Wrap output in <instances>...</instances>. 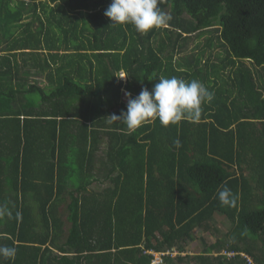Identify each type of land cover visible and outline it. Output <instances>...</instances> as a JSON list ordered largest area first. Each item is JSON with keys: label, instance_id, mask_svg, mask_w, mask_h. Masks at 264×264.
<instances>
[{"label": "trees", "instance_id": "1", "mask_svg": "<svg viewBox=\"0 0 264 264\" xmlns=\"http://www.w3.org/2000/svg\"><path fill=\"white\" fill-rule=\"evenodd\" d=\"M110 3L0 0V206L12 212L0 246L17 249L0 264H155L161 252L158 264H264L252 252L259 240L264 254V0H163L169 27L146 34L111 24ZM24 70L48 87L16 89L8 79ZM161 76L214 93L199 121L131 134L109 123L125 92ZM110 84V99L97 93ZM224 186L234 207L217 198ZM217 216L228 225L218 245L182 256Z\"/></svg>", "mask_w": 264, "mask_h": 264}, {"label": "clouds", "instance_id": "2", "mask_svg": "<svg viewBox=\"0 0 264 264\" xmlns=\"http://www.w3.org/2000/svg\"><path fill=\"white\" fill-rule=\"evenodd\" d=\"M162 2L163 0H111L104 15L110 18L111 24L132 25L137 32L146 34L154 28L169 27L167 23L171 20V16L161 10ZM168 10L170 11V7ZM189 37L191 38L192 35ZM190 41L191 39L188 40V44ZM121 72L125 75H120ZM126 76L123 70L119 71L118 77ZM125 96L126 111L108 117H110L109 123L122 121L131 134L139 127L157 120L164 127L170 124L179 125L185 119L197 122L201 118L202 105L210 103L214 93L195 79L185 81L175 76L171 78L161 76L151 90L144 87L134 98L130 92H125ZM173 144L176 148L182 146L179 139L174 140ZM217 198L222 206L236 205L237 196L227 186L218 191ZM3 217L12 218V212L6 205L0 206V218ZM15 218L21 219V214L17 212ZM184 253L185 251L182 255ZM16 254L15 247L0 246V257L14 260Z\"/></svg>", "mask_w": 264, "mask_h": 264}, {"label": "rangeland", "instance_id": "3", "mask_svg": "<svg viewBox=\"0 0 264 264\" xmlns=\"http://www.w3.org/2000/svg\"><path fill=\"white\" fill-rule=\"evenodd\" d=\"M27 9H29L28 6L26 7V10ZM31 20H32V10H30V11L27 10L26 12H24V21L23 22H28ZM208 35H209V33L206 34L205 36H202V37H197L196 35H192L191 41L189 42V47H193L195 44H197V42L202 43L205 40V37ZM256 73L260 74V76H262V75L264 76V71L262 69H257ZM111 76H112V74H111ZM28 81L30 84L34 83V84H39L43 87L44 86L48 87L46 77L34 76V75L30 74V72H27L26 70H24V72L22 73L21 82L19 81L22 86L16 87V89H20L21 91H23V89L28 88L29 87ZM9 83H11V82L9 81ZM97 86H99V84H97ZM8 87L4 88V90H7ZM95 91L97 92V88L95 89ZM102 91H104L105 97H108L109 99L113 96V88L111 87V84L106 85V87H103V88L101 87V89L97 93L100 94V93H102ZM17 97H19V100L22 99L21 95L19 93H17ZM93 97H92V100H93ZM19 102H22V101L20 100ZM96 164H99V160L96 162ZM98 176L101 178V173ZM106 185H107V182H102V184L99 185L101 187L100 189L104 188ZM224 230H228L227 221L225 220L224 217H220V216H217L216 220H214V221L213 220L209 221L208 224H206L204 227L195 228V230L193 231L194 238L192 240H188V239L185 240L186 241V243H185L186 251H185L184 255H182V256H185L186 254H189L192 257H194V256L197 257L199 255H203L202 250L205 246L207 247L209 244L212 245V244H215L216 242L218 245V243H219L218 238H221L222 236H224V234L226 232ZM254 245L255 246L252 247V252L257 256L262 257L263 262H264V257H263L264 254L261 251L262 250L261 242L259 240H257V241H255ZM250 246H252V245H250ZM211 254L216 255V252L212 251ZM197 262H198V260H193V261H190L189 264H197Z\"/></svg>", "mask_w": 264, "mask_h": 264}, {"label": "crops", "instance_id": "4", "mask_svg": "<svg viewBox=\"0 0 264 264\" xmlns=\"http://www.w3.org/2000/svg\"><path fill=\"white\" fill-rule=\"evenodd\" d=\"M22 73L23 72H21V76H22ZM31 74H33L34 76H41V77H46V74L44 73V74H34V73H32L31 72ZM10 77V76H9ZM8 80H14V82H15V84H16V86H15V88L16 87H18V81H19V78H18V75H16L15 73H13V76L12 77H10ZM6 87H8V85H4V86H0V88H6Z\"/></svg>", "mask_w": 264, "mask_h": 264}, {"label": "built area", "instance_id": "5", "mask_svg": "<svg viewBox=\"0 0 264 264\" xmlns=\"http://www.w3.org/2000/svg\"><path fill=\"white\" fill-rule=\"evenodd\" d=\"M120 75H125L124 73H120ZM122 79H124L125 80V77L124 78H122ZM164 253H154V260H153V263H155V264H158V263H160V262H162L163 261V258H162V255H163ZM248 260L249 261H251V259L248 257Z\"/></svg>", "mask_w": 264, "mask_h": 264}]
</instances>
